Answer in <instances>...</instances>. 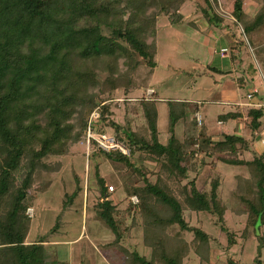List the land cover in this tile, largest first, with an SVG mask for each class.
<instances>
[{
  "label": "trees",
  "instance_id": "16d2710c",
  "mask_svg": "<svg viewBox=\"0 0 264 264\" xmlns=\"http://www.w3.org/2000/svg\"><path fill=\"white\" fill-rule=\"evenodd\" d=\"M186 1H2L5 4L3 7L0 4V264H47V240L33 243L26 240L32 223L27 210L34 205L29 189L37 179L45 186L51 185L48 177L52 173H42L46 178H37L42 169H50L45 160L65 155L78 143L86 135L94 111L100 113L95 122L97 129L106 131L105 125L114 128L115 136L131 149V156L121 152L105 154L111 160L125 163L137 175L126 183L124 208H119L99 176L100 194L90 216L115 235L108 246L120 251L121 264H184L191 253L197 256L199 264H213V238L204 229L188 224L184 217L187 209L217 216L223 231H227L223 223L226 210L238 216L254 215L252 226L256 232L264 225V152L259 153L253 147L255 131L263 123L262 108L248 111L250 122L245 135L231 132L215 140L204 121L199 125L194 120L197 132L188 131L181 140L171 133L170 140L163 142L158 127L157 97L138 99L133 113L143 123L134 130L129 123L122 126L110 119L107 98L101 97L102 92L97 89L102 82L116 88L117 77L125 76L124 94L142 91L144 87L135 84L133 73L141 59L151 66L155 65V59L142 37L144 25L136 17L142 14L155 19L171 7L174 9L171 18L176 22L182 19L180 9ZM204 1L206 7L200 5L203 16L208 23L220 24L223 13L215 11L211 0ZM255 1L259 9L254 16L245 11L246 0H231L229 12L236 19L234 25H239L248 37L250 46L251 31L264 25V0ZM126 14L129 16L124 18ZM251 65L257 72L253 62ZM168 106V128L172 132L184 118L186 106L174 101H168ZM240 114L227 112L219 118L230 120ZM248 152L253 156L248 158ZM135 156L139 161L154 159L155 181L147 177L143 164H134ZM220 164L244 168L235 173L234 185L227 193L232 203L229 207L223 201L218 175L204 188L197 184L201 171L218 173ZM191 173L195 174L192 179ZM187 176L188 182H184ZM133 195L139 200L136 205L131 200ZM127 217L142 225L145 245L151 249L149 256L120 244ZM185 231L193 233L190 240L186 239ZM227 238L228 245H233L232 232L227 231ZM228 263L236 264L230 258ZM52 264L68 262L59 259ZM82 264L87 261L83 259Z\"/></svg>",
  "mask_w": 264,
  "mask_h": 264
},
{
  "label": "rangeland",
  "instance_id": "374dc122",
  "mask_svg": "<svg viewBox=\"0 0 264 264\" xmlns=\"http://www.w3.org/2000/svg\"><path fill=\"white\" fill-rule=\"evenodd\" d=\"M5 2L10 3V0ZM211 3L215 11L223 13L218 25L208 23L203 16L200 5L206 7L204 0H187L180 9L182 19L176 22L172 21L174 9L171 7L161 11L155 19L137 15L136 18L145 28L142 37L154 52L155 65L151 66L140 58L141 63L133 73V80L135 84L143 85L144 89L131 95L124 94L125 76L117 77L116 88H110V83L102 82L98 85L101 97L107 98L110 106V119L122 126L129 123L134 130L140 129L143 119L133 113V108L138 104L139 98H149L148 87H151L161 99L159 127L163 142H168L172 134L177 140H181L182 134L188 135V131L193 133V124L188 130V114L197 109L204 116L203 120L205 118L211 132L222 127L226 130V127L218 123V115L234 107L232 95L238 88V71L234 70L233 64L237 66L241 57L248 54L252 56V51L248 37L239 25H234L233 21L236 19L229 14L231 0H211ZM4 4L1 3V6ZM128 16L126 14L124 18ZM222 52L227 56H220ZM236 58L238 61H234ZM252 59L254 61L253 57ZM207 65L210 66L209 69L206 68ZM122 68L126 70V67ZM248 87V84L244 85L240 94H245ZM168 101L183 102L186 106L184 118L176 123L172 132L168 128ZM104 128L106 131H97L115 136L114 128L106 125ZM263 137L259 139L261 146ZM99 150L101 149L95 142L88 144L86 135L83 136L65 155L45 160L50 169H42L37 178H46L42 177V173L50 172L52 174L48 178L52 180L51 185L45 186L37 179L29 189L34 207H30L33 208V214L27 210L32 223L26 240L27 243L47 240V264L59 259L66 260L68 264H82L83 259L87 264H121L120 251L108 246L115 235L110 230L101 228L90 216L100 194L99 176L103 177L119 208H124L126 183L129 178L137 175L125 163L111 160L105 151ZM125 155L131 156V149ZM132 160L136 166L143 164L147 177L155 181L157 165L153 158L147 157L139 161L135 156ZM218 168V173L208 169L201 171L197 184L204 188L218 175L222 182L223 201L229 207L232 203L227 193L234 185L235 173L244 171V168L226 164H220ZM194 176L193 173L189 174L190 179ZM184 182H188V176ZM131 200L135 205L139 202ZM184 217L190 226L204 229L213 238V264H229L228 258L236 264H264V225L256 232L252 226L254 215L238 216L226 210L223 223L227 231L233 233V245H228L227 231L221 229L217 216L187 209ZM124 226L126 230L123 231L120 244L130 251L136 250L149 256L151 249L145 245L142 225L138 221L133 223L132 218L127 217ZM184 235L187 240L193 237L191 231H185ZM184 264H199V260L191 253L185 258Z\"/></svg>",
  "mask_w": 264,
  "mask_h": 264
},
{
  "label": "crops",
  "instance_id": "0c3cea01",
  "mask_svg": "<svg viewBox=\"0 0 264 264\" xmlns=\"http://www.w3.org/2000/svg\"><path fill=\"white\" fill-rule=\"evenodd\" d=\"M2 1L3 0H0V4L2 3ZM244 8L247 14H249L250 16H254L259 9V4L255 0H248V3L246 0V4ZM250 39L253 44L252 46H250L251 51H252V56L248 54L239 59V64H237V66L235 63L233 64L234 70L238 71V74L236 76V80L238 82L237 83L238 88L236 91L233 92V95H232V98H233L232 104L234 107L227 112H239L241 113L240 116H238L237 118L230 119V120H220L219 115L227 113V112L219 114L218 123L226 127V130H224L222 127V129L220 128L214 132H211L210 128L205 122V118L203 120L204 116L201 115L202 120L207 125L209 134H211L213 136V139L215 140H219L223 138V135L225 133L236 132L238 134L245 135L246 132L248 131L247 123L250 122L248 111L251 108H262L264 111V25H261L253 29L250 33ZM220 56L226 57L227 55L224 53V55L220 54ZM252 57L254 58V61ZM237 59L238 58H236L234 61H238ZM251 62H253L254 66L258 68L257 72H254L253 69L251 68L252 66ZM206 68L209 69L210 66L207 65ZM215 69L218 70L219 68L216 67ZM247 84L249 86L247 89V92L245 94H240L243 86ZM149 89L153 90V88L151 87H148V90ZM155 93L156 91L153 92L154 94V95L152 94L153 96L149 95V98L157 97L158 100H161L158 95H155ZM250 94H251V97L249 96ZM166 108H167V115H168V111H169L168 103L166 104ZM196 111L194 110L192 113H189L190 119L188 120L189 122L188 130H190V125L193 124V121L195 120L194 115L196 116V113L198 112ZM158 115H159V103H158ZM262 121L263 123H262L261 128L258 131H255L256 139L253 142V147L255 151L259 153L264 152V137L262 139V142H263L262 146L259 143L260 137L264 136V115H263ZM158 127H159V119H158ZM159 130L161 131L160 127H159ZM197 131L198 129L195 128L193 132H197ZM182 137H184L183 134H182ZM160 138H161V133H160ZM252 156L253 155L251 152L247 153L248 158Z\"/></svg>",
  "mask_w": 264,
  "mask_h": 264
},
{
  "label": "built area",
  "instance_id": "2783aa9c",
  "mask_svg": "<svg viewBox=\"0 0 264 264\" xmlns=\"http://www.w3.org/2000/svg\"><path fill=\"white\" fill-rule=\"evenodd\" d=\"M221 55H224L222 52ZM153 90H148V96L153 94ZM251 97V94L249 95ZM100 113L98 111H94L91 115V120L89 122V126L87 128V142L90 144L91 142H95L97 146L105 152H121L123 154H129L130 149L129 147L121 140H119L116 136L106 134V133H99L97 130V126L95 124L96 120L99 118ZM195 119L197 123L200 125L202 124V116L199 112L196 113ZM134 202H138V198L136 196L132 197ZM28 212L33 214V208H29Z\"/></svg>",
  "mask_w": 264,
  "mask_h": 264
}]
</instances>
